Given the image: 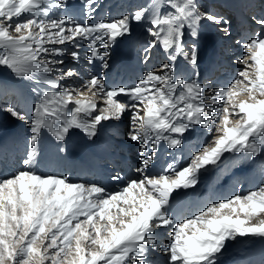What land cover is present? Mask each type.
Returning a JSON list of instances; mask_svg holds the SVG:
<instances>
[{
	"label": "snow or ice",
	"instance_id": "1",
	"mask_svg": "<svg viewBox=\"0 0 264 264\" xmlns=\"http://www.w3.org/2000/svg\"><path fill=\"white\" fill-rule=\"evenodd\" d=\"M98 2L82 0L84 19L77 20L52 15L66 9L67 0H0V67L19 80L35 79L38 97L23 167L0 178V264H220L230 241L264 239V219L252 222L264 215V182L181 215L186 190L194 192L201 170L217 166L225 153L264 159V15L252 16L257 28L236 40L245 53L236 63L243 67L226 84L206 88L198 71L181 75L177 61L182 57L196 69L194 41L202 21L218 26L229 21L201 0H152L148 8L96 19ZM133 23L146 25L144 61L156 48L166 57L134 84L110 85L100 71L81 73L65 65L66 55L76 63L81 56L64 46L83 44L88 64L99 61L106 75L108 49L132 36ZM223 31L231 35L229 28ZM242 95L246 99H238ZM3 110L29 119L15 105ZM126 115L127 138L139 147V176L122 189L109 192L34 166L45 130L56 141H65L72 130L94 140L102 123ZM198 127L212 140L190 163L150 173L162 143L177 149Z\"/></svg>",
	"mask_w": 264,
	"mask_h": 264
},
{
	"label": "bare ground",
	"instance_id": "2",
	"mask_svg": "<svg viewBox=\"0 0 264 264\" xmlns=\"http://www.w3.org/2000/svg\"><path fill=\"white\" fill-rule=\"evenodd\" d=\"M113 0H99L97 4V13L95 17L97 19L98 14L100 13H110L115 10L116 6L124 8L125 12L129 10H135L138 6H144L148 8L152 3V0H116L115 3H112ZM229 1V0H225ZM232 2H239L240 0H231ZM257 0L254 3V0H248L247 4L252 3L261 8ZM203 5L207 8L208 11L222 16L225 19V10L218 9V3L212 2L208 5L209 0H201ZM110 8L108 9V5ZM105 7V10L102 9ZM53 16L58 15H68L70 17H75L77 20H83V4L82 0H67V7L62 11L53 10ZM248 16H246V19ZM230 24L226 23L224 25H215L208 21H202L204 28H207V33L214 34L211 36L212 44L207 45L204 50L200 51V43L197 40L194 43L197 46V51L200 53L201 61L199 64L204 69L207 65H215V71H210L211 77L208 79V82L212 87H217L224 85L232 79L231 70L225 66L222 62L224 60V55H220V51H224V46H229L234 48L236 54L239 55L243 50L239 45L236 44V40L240 39L241 36L236 37V40L233 41V38L229 35H225L223 31L224 28H229L234 25L233 19L228 16L227 18ZM237 24V23H236ZM227 25V27H226ZM144 24L133 23L132 36L127 38H121L115 42L110 49H108L110 55L107 57L109 68L107 71H111L110 67L115 66V61L118 58L119 51L127 50L129 57L138 59V55L141 57L144 52L142 45L146 41L147 37L145 35ZM201 28V27H200ZM203 28V29H204ZM202 29V28H201ZM209 38V36H208ZM135 41V42H134ZM187 46L191 47L193 40L191 37H186ZM221 46V47H220ZM64 47H67L69 52L72 50H77L80 52L81 59L79 63H76L72 60L70 55L64 57L66 66H75L78 67L81 73H86L90 71H100L103 76L106 75L99 68L100 62L97 61L94 65H89L86 59V52L88 49L81 44L79 49H76L72 44H66ZM228 51V50H227ZM233 52V51H232ZM228 52L227 56L229 57ZM219 54V55H218ZM217 55L221 57L220 63H214L213 56ZM233 56V57H234ZM138 57V58H137ZM151 60L148 70L158 66L160 63L166 61V57L162 53L160 48H156L151 54ZM227 58V57H226ZM232 59L229 58V61ZM183 58H179L177 61V66L179 73L183 76L186 73L192 74L197 71L192 69L191 65L186 66L183 64ZM221 68V71H219ZM2 71V81H0V104L5 106L0 109V178L7 177L14 174L17 170L23 167L21 160L26 158V139L28 137V129L30 121L20 120L14 118L10 113L4 111L3 109L7 105H15L19 110H21L27 117L30 118L32 115L33 105L38 101L36 93L32 91V87L36 84V80L23 79L19 80L15 78L9 70L6 68L0 67ZM117 71L115 69L113 73ZM220 73L219 80H214L217 72ZM235 71V70H234ZM200 74L207 73L202 70L198 71ZM78 83V81H76ZM201 83H203L201 81ZM41 88L45 86L40 85ZM51 90V89H48ZM245 96H240L238 99H243ZM128 116L124 117V121L116 122H104L98 129V133L94 140H89L81 131L72 130L71 134L66 138L65 141H56L55 138L45 130L42 153H38L36 163L34 166L38 171L49 174H63L64 176H69L73 181L88 183H99L105 186L109 192H115L123 188L124 183L131 179H137L136 176H128L129 169L132 168V158L134 156L135 166L139 164V150L138 145L135 142L128 140L126 135V120ZM123 124V126H121ZM125 128L126 138H118L119 131L122 128ZM202 128H196L195 131L187 134L185 137L184 143L177 149H169L166 144L162 143V146L157 153V156L154 161V167L149 171L152 174L162 172L167 168L168 164H174V167L179 169L182 166H185L186 154L184 147L186 144L190 143V137L195 135L192 139L194 145L189 151V155H195L196 150L199 149V146L204 145V139L207 137L208 133H204L201 136L198 135V132ZM205 130V129H204ZM221 133H215V135H220ZM124 136V135H122ZM200 144V145H199ZM199 145V146H197ZM210 147V146H209ZM193 150V152H192ZM93 152L94 154L90 157H87L86 154ZM84 153V156L81 154ZM130 155V156H129ZM138 155V158L137 156ZM190 157V158H191ZM128 159V161H126ZM185 160L183 164L181 162ZM88 166V169L83 168L82 166ZM81 167V171H74L69 168L72 167ZM116 166L117 168H113ZM208 171L205 172L198 186L195 188V191L190 190L188 198L182 201V211L181 215H191L196 212V210L204 208L211 202H219L220 198H229L234 193H247L249 190L257 187L259 184L264 182V159L252 160L245 159L240 154L225 153L222 157V162L217 166H208ZM108 169V171L106 170ZM117 173L122 172L123 176H120L119 181H113L112 184L108 183V178L116 175H107V172ZM134 171V170H131ZM202 171V170H201ZM93 172V173H92ZM137 173V172H136ZM94 174V177H92ZM127 174V175H126ZM126 176V177H125ZM113 186V187H112ZM188 202H187V201ZM188 203V204H187ZM259 219H264V215L257 216L253 218L252 222H258ZM168 232H165L162 236V239L168 237ZM220 264H264V239L259 237H249V238H238L236 241H230L227 245L222 256L219 257Z\"/></svg>",
	"mask_w": 264,
	"mask_h": 264
},
{
	"label": "rangeland",
	"instance_id": "3",
	"mask_svg": "<svg viewBox=\"0 0 264 264\" xmlns=\"http://www.w3.org/2000/svg\"><path fill=\"white\" fill-rule=\"evenodd\" d=\"M200 27L202 28H199V37H198V39H196L197 40V42L198 43H200V48L202 47L203 49L202 50H204L205 49V47L208 45V44H212V41L213 40H211V36H213L214 34H209L208 35V33H207V28L205 27L204 28V26L201 24L200 25ZM226 27H227V25H226ZM204 28V29H203ZM208 36H209V38H208ZM236 46H234V48H235ZM234 48H232L231 49V47H224V51H220V55L221 56H223L224 55V57H225V59H227V58H231V56H232V59H231V61H229V63L230 62H232V64H230L229 65V67L228 66H226L227 68H229L230 70H231V74H232V78H234V76H235V74L243 67L242 65H240V64H237L236 63V60H237V58L238 57H240V56H242V55H245V53L243 52V50H241L242 52L239 54V55H237V56H234L235 54H236V52H234L235 50H234ZM226 49V50H225ZM227 50H229V51H227ZM227 51V52H226ZM231 51V55L229 56V57H227V53L228 52H230ZM233 51V52H232ZM219 55V54H218ZM200 56V55H199ZM234 56V57H233ZM218 57H220V56H218ZM227 57V58H226ZM200 58H202V57H200ZM220 59H221V57H220ZM220 59H219V61H220ZM218 62V61H217ZM198 65H200V64H198ZM235 70V71H234ZM219 71H221V68H219ZM217 72V74H218V71H216ZM187 74V73H186ZM220 74V73H219ZM0 75H2V71H1V69H0ZM187 75H185V77H186ZM220 76L218 75L214 80H219L220 78H219ZM228 82V81H227ZM208 82L207 81H203V84L205 85V87L206 88H208V86H206V85H208L207 84ZM210 84V83H209ZM243 99H246V97H244ZM5 105L4 104H0V109H2L3 107H4ZM30 118H31V116H30ZM30 118H29V121H30ZM123 121H124V118H123ZM126 125H128V119L126 120ZM121 126H123V124L121 125ZM122 128V127H121ZM199 128V127H198ZM197 128V129H198ZM127 129V128H126ZM122 130H123V128H122ZM125 128H124V130L123 131H121V129H120V131H119V135H121V136H117L118 138H126V136H125ZM200 132H204V133H208V135H207V137H205V139H204V144L205 143H207V142H209V141H211L212 140V134H210L208 131H206V130H201ZM215 134V133H214ZM218 134V133H217ZM222 134V133H221ZM122 135H124V136H122ZM126 135H127V133H126ZM194 135H195V132H194ZM193 137L194 136H192V137H190V140H189V142L190 143H188V144H186V147H184V151H185V154H186V158L189 156V151H188V149L189 148H191L193 145H194V143L195 142H193L192 141V139H193ZM200 145V144H199ZM199 145H197V146H199ZM209 146L211 147V146H214L213 144H211V143H209ZM202 148H203V146H199V149L200 150H202ZM138 150H139V147H138ZM130 156V155H129ZM137 156V158H138V155H136ZM192 156H194V155H192ZM134 159V156H133V158H132V168L135 166V161L133 160ZM188 159V158H187ZM190 160H191V158H189V160H188V163H190ZM126 161H128V159H126ZM262 161H263V159H262ZM139 166V164L136 166V167H138ZM113 168H117L116 166H114ZM132 168L131 169H129V171L128 172H131V170H132ZM209 168V167H208ZM136 168H134V170H135ZM107 171H108V169H106ZM120 175V176H123L124 174H122V172L120 171V172H118L117 173V171L115 172L114 171V173L112 172H107V175ZM138 174V173H137ZM204 174H205V171H201V175H200V179H202L203 178V176H204ZM127 175V174H126ZM128 176H129V174H128ZM138 176H139V174H138ZM137 176V177H138ZM92 177H94V174H93V176ZM112 177L113 176H111V177H108V181H110V182H108V183H110V184H112L113 183V180H112ZM126 177V176H125ZM134 177V176H133ZM94 178H96V177H94ZM105 178H103V180H104ZM99 184V183H98ZM113 187V186H112ZM230 198V197H229ZM165 233V232H164ZM167 238V237H166Z\"/></svg>",
	"mask_w": 264,
	"mask_h": 264
}]
</instances>
